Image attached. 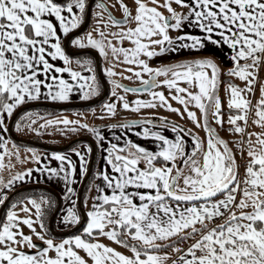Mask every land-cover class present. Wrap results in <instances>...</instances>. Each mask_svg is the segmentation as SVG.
Returning <instances> with one entry per match:
<instances>
[{"label":"snow or ice","instance_id":"obj_1","mask_svg":"<svg viewBox=\"0 0 264 264\" xmlns=\"http://www.w3.org/2000/svg\"><path fill=\"white\" fill-rule=\"evenodd\" d=\"M118 3L123 13L120 18L103 0H0V169L5 166L6 155L21 159L14 142L17 151L8 148L11 138L6 133L11 119L18 131L28 128L38 134L52 125L62 124L66 132L82 128L92 133L101 151L100 163L88 185L90 191L92 181H99L95 183L96 195L90 206L88 197L84 198L83 216L73 187L77 164L68 153L53 151L49 156L26 148L31 155L25 159L32 161L33 167L17 171L7 180L0 176V205L7 202L6 215L0 221V264H264V0ZM173 4L188 11L178 12ZM90 8L93 17L100 18L95 20L97 35L91 31L69 35L85 22ZM185 27L198 28L199 34L184 31ZM169 30L179 34L174 37ZM113 39L119 46L112 43ZM125 39L131 48L123 45ZM209 43L227 46L232 65L225 74L244 81L243 87L227 82L225 89L229 94L226 131L232 134V144L212 123L224 129L221 69L214 58L198 57L155 67L148 63L157 55L200 50ZM64 44L93 50L75 60L80 70L71 66L73 58ZM95 53L105 60L112 57L103 71L114 99H104L100 113L90 106L94 115L104 119L115 117L118 108L140 111L164 107L181 119L191 120L206 135L201 137L168 118L107 125L152 138L157 148L149 150L131 139L119 143L120 137L108 140L105 146L107 137L86 120L65 116L37 124L40 114L25 110V103L66 102L73 93L80 100L99 95L101 81L92 59ZM57 58L63 66L51 62ZM123 64L136 66L125 69L132 74L125 78L139 80V85L130 87L112 79L124 75L115 71ZM57 73H68L70 78ZM160 86H166L167 94ZM129 92L137 94L134 100L127 97ZM143 93L150 98H142L139 94ZM169 97L181 107H174ZM137 125H143L142 129L137 130ZM165 127L173 133L172 138L163 134ZM237 151L245 160L243 173ZM70 152L79 158V175L84 177L92 146L85 145L83 150L76 146ZM52 158L59 162L57 166L50 163ZM13 166L9 160L7 167ZM41 180L63 183L60 195L66 207L56 216L57 225H79L59 242L45 223V215L58 206V201L44 192L17 191L23 182L39 184ZM18 204L22 207L17 210ZM17 211L29 215L21 216ZM21 224L30 232L25 233ZM33 236L43 244L35 243ZM97 236L109 238L131 255L94 239ZM185 242L187 246L182 247Z\"/></svg>","mask_w":264,"mask_h":264},{"label":"rangeland","instance_id":"obj_2","mask_svg":"<svg viewBox=\"0 0 264 264\" xmlns=\"http://www.w3.org/2000/svg\"><path fill=\"white\" fill-rule=\"evenodd\" d=\"M106 1L108 2V6H110V4H111V8L114 10V12L116 13V15L118 17H121V15L123 13H122V10L120 9L118 0H106ZM147 2L149 4H151V0H147ZM125 3H128L129 5H131L132 0H125ZM113 5H114V7H113ZM174 7L178 8V9H181L180 7H178L176 5H174ZM97 11H100V10L97 9ZM115 13L113 14L114 16H116ZM96 19H100V18L99 17H95L94 19H92L90 21V26L87 29V31H91L92 32L93 36H96L97 35V33L95 31V28H96L95 20ZM105 19H106V16H105ZM126 26L127 25H125V27ZM101 27H103V26L101 25ZM169 31H170V35H172V36H175V34L177 32L176 30H169ZM105 35L107 36L108 33L106 32ZM112 43L115 44V45H117V46H119V42L116 41L115 39L112 40ZM122 43H123L124 46H126L128 48H131L132 47L130 41H128L127 39H125ZM153 47H158V46H155L154 45ZM71 48L74 49L76 47L70 46V49ZM196 53L199 54L200 52L198 50H196ZM68 54H70V53H68ZM166 56H171V54H167L166 53V54H163V55L154 56L151 59H148V63H149L150 66H153V67L158 66V65H162V64H167V62H166V60H167ZM198 57H206V56L200 54V55H196V56L192 57L191 59H195V58H198ZM72 58L73 59H72L71 66L73 68H77L78 66L75 63V60L77 58H80V57L79 56H72ZM141 58L147 59L144 56H141ZM111 59H112L111 55H109V57H108L107 60H105L104 58H102V62H100L101 72L104 73L103 70H104V68L106 66H109V61H111ZM186 59H190V58H186ZM170 61H171L170 63H174V59H171ZM220 66H221V64H220ZM128 67H136V66L135 65H130V64L117 65L116 68H115V71L116 72H119V73H124V75L114 76V77H112V79L119 80L122 84H126V85H128L130 87L131 86L139 85L140 84V81L139 80H130V79L125 78L126 76H131L132 75L129 72H125V69L128 68ZM94 70H95V62H94ZM97 75L99 76V73H97ZM144 75H145V77L147 76V74H144ZM224 75L227 76L225 74V72H224ZM230 77H232V76H230ZM234 77L235 76H233V78ZM159 78L160 79H163V76H161ZM236 80L238 82L237 85L243 87L240 84L241 83L244 84V81H242V80L239 81L237 78H236ZM160 87H162L163 90H164V92H165V94H167L168 89L166 88V86H160ZM226 87H227V82H224L223 80H220L219 79V96H220L221 102H222V109L228 108V103H227L228 100L227 99L229 98V94L225 91ZM111 88H112V86L108 82V91H109V93H108V96L106 97V99H109V98H113L114 99V97H110ZM117 91H122V90L121 89H117ZM126 95L129 98V100H134L135 99V96L137 94H134V93L129 92ZM139 95H141V97L144 98V99H149L150 98L147 93H143V94H139ZM249 97L251 98V93L249 94ZM168 99H169V102L172 103L174 107H181V105H179V103L177 101H175L174 99H172L171 97H169ZM87 100L90 101L91 98L90 99H87ZM101 102L98 103V104H95V105H91V106H94L95 107L96 113H100V111H101V108H100ZM72 104L73 103H68L66 105H72ZM50 105H52V104H50ZM44 107L45 106H37V107H34L33 109L30 108V110H31L32 113L40 114V118L39 119H37V117H35V116L33 117L34 119H37V124H39L42 120H47V119H50V118H53V119H63V117H65V116H67L69 120H76V119L86 120V122L90 126L91 125L98 126V125H103V124H110L112 122L126 121L125 119H116L114 121H110L109 119L111 117H107V116H105L104 119H100L97 115H94L91 111H89V107L88 108H65V109H57V108L53 107V108H55L53 110H51L52 108H44ZM189 107H191V105ZM163 110L164 111H167V109L164 108V107H156V108L146 107V108H142L140 111L122 110V109H119L118 108L117 111H118V114H119L118 117H123L124 114H128V113H132L133 112V113H139L141 115V117H138V119H140V118L142 119V118H147V117H150L151 118V116H153V115L156 116V114H154L155 112H157V113L158 112H163ZM79 113H83V115H79ZM46 114H49V115H46ZM170 114H174V117L177 116V118H179V120H182L183 123L180 122V121H176V122L182 124L183 126L187 127L188 129H191L194 132L198 133L199 136L204 137L206 135L205 132L202 129L197 128L193 124V122L191 120H189L187 118L181 119L175 112L170 113ZM198 115H199V113H198ZM165 118H168V117H165ZM227 118H228V114H223V119L225 121V124H224L225 127H228ZM168 119H170V118H168ZM132 120H136V119H132ZM171 120H174V119H171ZM212 123L217 128V132L219 133L220 136L222 135L225 138H229L233 142L232 134L228 133L226 130L223 131L219 127V125H216L215 121H212ZM69 127H71V125H69ZM100 130H102V133L104 131L106 133V127L102 128ZM31 132H33V131H31ZM84 132L85 133H90L89 131L84 130L82 128L79 129L76 132H71V131H67L66 132L64 130V125L60 124V125H52V126H50V128L47 129V130H45V131H43L42 134H38V133H35V132L30 133V135H27L26 134L25 135V138H31L32 141H30V145L29 146L27 145V147H30V148H36L35 146H32V145H35V143H37V142H35V140L41 141L42 142V145H44V146H48V147L55 146L54 148H61V147H64V146L72 143L73 141H76V140L80 139V137H79L80 134H82ZM36 135H38L39 137H36ZM68 138H70L69 141H68L69 143H66L67 142L66 140ZM185 138H187V136H185ZM12 140H13V142L15 144L18 145V143L16 141L17 140L16 138L12 137ZM76 146H79V143L76 144L75 147ZM38 149H40V148H38ZM237 159H238L239 162H241V157L239 156L238 151H237ZM50 163L53 166H57L54 161H50ZM29 164H30V167H33V162L32 161H29ZM78 172L79 171H78V168H77L76 174H75L76 175L77 182L73 185V187L77 190V201H76L77 207L80 210L81 215H83V213H84V198L86 196L88 197V205L90 206L92 204L91 199L94 196V192H93L92 188H91L90 191L88 190V185H89V182H88L86 189L83 190L82 196L79 199V192L81 190V187L83 185V181L85 180V178H83L81 182L80 181L78 182V179H79ZM13 174H15V173H10V169L6 168V166H5L3 168V172L1 174V176L5 180H7L10 177V175H13ZM34 175H38V174H34ZM30 182L31 183H28L30 185L22 186L17 191L18 192H22V194H23L24 191H27L28 192L30 189H33V188H42V189H45V190H51L53 192H56L58 195H60L61 194V191L63 189V183L61 181H58V180H53L51 182H45L44 180H41V182L39 184L35 183L34 181H30ZM60 199L62 200L61 209H63V208L66 207V204H65V201L63 200V198H62L61 195H60ZM80 203H81V205H80ZM3 206L4 205H0V210H1V208ZM21 207H22V205H19V204L16 206L17 210L20 209ZM29 207H31V205H29ZM6 211H7V208H6ZM6 211H5L4 217L6 215ZM33 213H34V209H33ZM17 214L18 215H21V216L29 215V213L20 212V211H17ZM59 214H61L60 211H59L58 215ZM4 217H3V219H4ZM21 227L23 228V231L25 233H29L30 232V230H29V228L27 226L21 224ZM47 227L49 229H51V232L55 234V237H56L57 242H59V239L61 237H65L67 235H70V233L73 232L76 229V227H79V225H77L76 227H73V228H64L63 226H58L57 225V220L55 219L54 224H53V227L51 228L50 221H49V225H47ZM36 230L37 231H40V228H39V225L38 224L36 225ZM32 238L35 241V243H37V244H43V242L40 241L37 237L33 236ZM94 239L101 241L105 245H110L111 247L116 248L117 250H119V251H121V252H123L125 254L131 255V252L128 249L122 247L119 244H116L115 242L111 241L107 237L97 236V237H94ZM77 250L80 251V254L82 256H86V254L82 250H79V249H77ZM25 251L34 252L36 250L35 249L25 248ZM50 254H53V253H50Z\"/></svg>","mask_w":264,"mask_h":264},{"label":"crops","instance_id":"obj_3","mask_svg":"<svg viewBox=\"0 0 264 264\" xmlns=\"http://www.w3.org/2000/svg\"><path fill=\"white\" fill-rule=\"evenodd\" d=\"M175 5V4H174ZM174 5H173V7H174ZM176 10L179 12V11H183V12H187L188 11V9L185 7V8H183V9H178V8H176ZM184 31H188V32H191V33H193V34H199V29L198 28H195V27H185L184 29H183ZM71 31V30H70ZM179 33H178V31L176 32V34H175V36H177ZM174 36V37H175ZM200 53L198 54V53H196V50H191V49H182L179 53H171V56H166V58H167V60H166V62L169 64L171 61V59H174V62L175 61H180V60H185L186 58H192V57H194V56H196V55H200V54H202V55H204V56H211L212 58H214L215 60H216V62H217V64L219 65V67H220V69H221V73H220V80H223L222 79V77H221V74L223 73L224 74V72H226V70L232 65V61L230 60V59H228L227 58V55H228V49H227V46H224L223 48H219V47H217V46H215V45H212V44H207L203 49H200V50H198ZM53 64H55V65H58V66H63V62L59 59V58H57L56 60H54V61H51ZM220 64H221V66H220ZM74 69H76V68H74ZM56 75H63L64 76V78L65 79H69L70 77H69V74L68 73H57ZM261 75H264V69H262L261 70ZM227 77L228 78H230V79H232L233 81H234V83L233 84H235V85H237V80H236V78L240 81V79L238 78V77H234L233 78V76L232 77H230L229 75H227ZM241 83V82H240ZM240 85H242L243 86V84L241 83ZM73 95V98L70 100V101H66V102H52V101H45V100H36V101H30V102H27V103H25L24 105H29V104H37V103H48V104H54V103H64L63 105H66V104H68V103H73V104H78L77 103V101H79L80 99H78L77 97H76V94L75 93H73L72 94ZM259 95V91H258V86H257V92H256V96H258ZM251 98H252V94H251ZM228 100V99H227ZM23 105V106H24ZM22 106V107H23ZM77 107V106H76ZM34 107H32V109H33ZM71 108H73V107H71ZM29 110H30V108H28ZM28 109H26V110H28ZM228 110V108H224V109H222V111H227ZM40 112V111H39ZM152 113V112H151ZM170 113H173L172 111H170V110H168L167 109V111H164L163 110V112H155L154 114H156V116H159V117H168V118H170V119H174L175 121H180V122H182V120H179V118H177V116L176 117H174V114H170ZM223 114H228V113H224V112H222ZM14 115H15V113H14ZM118 115L119 114H117L115 117H111L109 120L110 121H114V120H116V119H125L126 121H129L130 119L132 120V119H138V117H141V115L139 114V113H128V114H124V116L123 117H118ZM141 119V118H140ZM11 120H9L8 121V123L10 122ZM122 122V121H121ZM112 123H114V122H112ZM183 123V122H182ZM13 126H14V123H13ZM149 127H151V125H148ZM106 127V133H105V131L102 133L105 137H107V139L105 140V146H107V141L108 140H114V138H116V137H120L121 139L119 140V141H117V142H119V143H123L124 142V140L125 139H131L132 141H134L135 143H138V144H140V145H142V146H145L146 148H148L149 150H156V148H157V144L154 142V140L152 139V138H143V137H141V136H138V135H136V131H133V130H125V129H122V128H118V127H113V128H108L107 126H105ZM142 127H143V125H137L136 126V129L137 130H140V129H142ZM225 127V126H224ZM253 126H251V123H250V128H249V130H251V128H252ZM102 128H104V127H102ZM102 128H97L98 130H100V129H102ZM223 131H224V129H222ZM256 130L257 131H260V129L259 128H256ZM101 132H102V130H100ZM18 132V133H17ZM30 133H33V132H31V130L30 129H28V128H25L23 131H18L17 129H16V127L14 126V134L18 137V139L19 140H16L17 141V143H18V145L17 144H15L18 148H19V153H20V160H17V158H16V156L15 155H13V156H11V157H9V156H5L4 157V162H5V166H6V168H8L7 167V163H8V161L9 160H11V162H12V164L14 165L12 168H8V169H10V173H15V172H17V171H20V170H23L24 168H28V167H30V164H29V160H26L25 158L27 157V156H29V155H31L30 153H28V152H26V148H29V147H27V145L29 146L30 145V141H32L31 140V138H25V135L27 134V135H30ZM163 134H165V135H167V136H169L170 138H172L173 137V133L171 132V130L169 129V128H167V127H165L164 129H163ZM84 135H87V137L90 139V140H92L93 141V143H94V145H95V149H96V161H95V170H94V172L96 171V169H97V165H98V163H100V160H99V158H100V155H101V151H100V149H99V147H97V143H96V139L94 138V136L92 135V133L90 132V133H82V134H80V136L79 137H83ZM6 136H8V137H10L11 139L8 141V148L13 152V153H15L16 151H17V147H13V140H12V137H11V135H10V133H9V131L6 133ZM222 136V135H221ZM36 137H39L38 135H36ZM223 137V136H222ZM189 140H190V138L189 137H187ZM186 138V139H187ZM223 138H225V137H223ZM40 139V138H39ZM69 139L70 138H68L66 141V143H69L68 141H69ZM226 140H228L229 141V143L230 144H232L233 142H232V140L231 139H229V138H225ZM34 141V140H33ZM35 142H37V143H39V144H42V142L41 141H39V140H35ZM46 145V144H45ZM48 145V144H47ZM85 145H90L87 141H85V140H83L82 142H80L79 143V146L81 147V150H83L84 149V146ZM32 146H35L36 148V150H37V152H38V154H41V155H43V154H45V153H47V154H49V156H50V154H51V152H53V150H51V149H47V148H45V147H42V146H39V145H32ZM92 146V145H91ZM53 147H55V146H53ZM75 147V146H74ZM38 148H40V149H38ZM71 148H73V147H69V148H67V149H65V150H63V151H60V152H64V153H68V154H70L71 156H72V158H73V160L76 162V164H77V168H78V171H79V158L78 157H76V155H75V153L74 152H70V149ZM235 149V148H234ZM236 150V149H235ZM91 156H92V154H91ZM91 156H90V158L88 159V166H89V163H90V159H91ZM21 161H23V162H21ZM50 161H54L55 163H56V165H58V161H56L54 158H52ZM240 164H241V168H240V171H241V173H243L244 172V167H243V165L245 164V160L244 159H242L241 158V162H240ZM4 166V167H5ZM140 167H144V163H143V161H141L140 162V165H139ZM2 172H3V169H0V176H1V174H2ZM9 172V171H8ZM86 176V175H85ZM85 176L84 177H80V175H79V172H78V177H79V179H78V182L80 181H82V179L83 178H85ZM28 183H31L30 181H28V182H23V183H21L20 185H19V187L17 188V190L20 188V187H22V186H26V185H30V184H28ZM95 183H99V181L97 180V181H92V190H93V192H94V196L96 195V189H95ZM91 202H92V199H91ZM69 204L71 203V201H69L68 202ZM245 210H248V209H245ZM220 221L219 220H217V223H219ZM182 247H186V246H182Z\"/></svg>","mask_w":264,"mask_h":264},{"label":"water","instance_id":"obj_4","mask_svg":"<svg viewBox=\"0 0 264 264\" xmlns=\"http://www.w3.org/2000/svg\"><path fill=\"white\" fill-rule=\"evenodd\" d=\"M91 3V2H90ZM113 14V13H112ZM116 17V16H115ZM90 19H91V8L89 9V11H88V15H87V17H86V21H85V23H84V25H83V27L81 28V30H80V32H83L86 28H87V26L89 25V23H90ZM65 48H66V51L68 52V53H70V55H74V53L69 49V45H67V44H65ZM90 51H92V50H87L86 52H90ZM94 58H95V60H96V66H97V71H98V73H99V76H100V78L102 79V83H103V85H104V93L101 95V97L99 98V99H97L96 101H94L92 104H98L99 102H101V101H103L106 97H107V95H108V87H107V85H106V82L103 80V75H102V73H101V67H100V62H99V60H98V57H97V55L96 54H94ZM126 85V84H125ZM79 105H82V104H72V105H50V104H47V103H37V104H29V105H25V106H23V108L26 110V109H28V108H32V107H37V106H52V107H55V108H57V109H65V108H71V107H75V106H79ZM14 118H15V115H14ZM151 119H153V120H157V119H160V120H162V119H164V117H159V116H156V117H151ZM169 120H171V119H169ZM129 121H131V120H129ZM122 122H128V121H122ZM13 123H14V119H11V121L9 122V133H10V135L12 136V137H14V138H16L17 140H19L18 139V137H16L15 135H14V133H13ZM117 123H121V122H114V123H110V124H117ZM107 125H109V124H103V125H98V126H96V128H102V127H105V126H107ZM182 125V124H181ZM185 127V126H184ZM185 128H187V127H185ZM88 140V139H87ZM88 142L90 143V145H92V148H93V152H92V156H91V160H90V166H89V170H88V173H87V175H86V177H85V180L83 181V185H82V187H81V190H80V192H79V199H80V197L82 196V193H83V190H84V187H85V184H86V182H87V180L89 179V177H90V174H91V172H92V168H93V164H94V158H95V146H94V143L92 142V140H88ZM35 145H39V146H42V147H45V148H47V149H51V150H53V151H63V150H65V149H67L68 147H69V145H66V146H64V147H61V148H54V147H48V146H44V145H42V144H39V143H35ZM47 191H49L50 193H52L56 198H57V200H58V207H57V209H56V211L54 212V214H53V216L51 217V220H50V226H51V228L53 227V224H54V221H55V219H56V216L58 215V213H59V211H60V209H61V205H62V200L60 199V195H58L56 192H53V191H51V190H47ZM80 205H81V203H80ZM6 208H7V203L1 208V210H0V221L2 220V216H3V213H4V211L6 210ZM83 216V215H82ZM74 231H76V229L74 230ZM73 231V232H74ZM73 232H71V233H73ZM70 233V234H71Z\"/></svg>","mask_w":264,"mask_h":264},{"label":"flooded vegetation","instance_id":"obj_5","mask_svg":"<svg viewBox=\"0 0 264 264\" xmlns=\"http://www.w3.org/2000/svg\"><path fill=\"white\" fill-rule=\"evenodd\" d=\"M89 2H91V0H89ZM103 2L105 3V4H107L108 5V2L106 1V0H103ZM109 10L114 14L115 12H114V10L111 8V4H110V6H109ZM160 10L162 11V12H164V14L165 15H168V13H167V10L166 9H164V8H160ZM115 15H116V13H115ZM122 16V15H121ZM87 17V16H86ZM116 17L117 18H120V17H118L117 15H116ZM92 19H94V17H93V15H92V11H91V19H90V21L92 20ZM85 21H86V19H85ZM85 23V22H84ZM84 23H82L77 29H75V30H71L70 31V33H69V35H73V34H79V33H83V32H85V31H87V29H88V27L90 26V23H89V25L87 26V28L83 31V32H80V30H81V28L83 27V25H84ZM63 46H65V44L63 45ZM69 49H70V46H69ZM73 53H74V55H72V56H81L82 54H85V53H88V52H86L87 50H91V49H88V48H85V49H79V48H74V49H70ZM93 51V50H92ZM96 55H97V57H98V60H99V62H102V58L99 56V54L98 53H95ZM92 59L94 60V62H95V71H96V73H98V71H97V66H96V60H95V58H94V56L92 57ZM168 64V63H167ZM77 70H80L78 67L76 68ZM85 71H86V69H85ZM102 73V77H103V80L106 82V85H107V87H108V77L103 73V72H101ZM99 77V76H98ZM99 79H100V81H101V90H100V93H99V95H97V96H95V97H93V98H91V100L90 101H88V100H79V101H77V103L78 104H82V105H79V106H75V107H73V108H88V107H90L91 105H95V104H92L94 101H96L97 99H99L100 97H101V95L104 93V85H103V83H102V79L99 77ZM108 93H109V91H108ZM108 96V95H107ZM100 103V102H99ZM77 104V105H78ZM151 117H156L155 115H153V116H151ZM150 117H147V118H142V119H136V120H145V119H149ZM151 119V118H150ZM190 138V137H189ZM90 140L88 137H87V135H84L83 137H80V139H78V140H76V141H73L72 143H70V144H68L69 146L71 145V144H73V143H75V142H77V141H80V142H82L83 140H85V141H87L88 142V140ZM79 142V143H80ZM93 142V141H92ZM89 143V142H88ZM90 144V143H89ZM95 146V145H94ZM69 148V147H68ZM95 157H96V149H95ZM91 160V159H90ZM94 163H95V158H94ZM89 166H90V163H89ZM93 166H94V164H93ZM88 169H89V167H88ZM93 169V168H92ZM87 175V174H86ZM58 201V200H57Z\"/></svg>","mask_w":264,"mask_h":264},{"label":"trees","instance_id":"obj_6","mask_svg":"<svg viewBox=\"0 0 264 264\" xmlns=\"http://www.w3.org/2000/svg\"><path fill=\"white\" fill-rule=\"evenodd\" d=\"M221 77H222V79H223L224 82H231V83H234V81H233L232 79L228 78V77L225 76L224 74H222ZM105 99H106V98H105ZM63 104H64V103H54V104H52V105H63ZM24 106H25V105H24ZM44 108H52L51 110L55 109V108H53V107H51V106H50V107H49V106H45ZM222 112H224V113H228V110H227V111H222ZM14 126H15V122H14ZM14 126L12 127V128H13V133H14ZM226 129H227V127H224V131H225ZM79 142H80V141H77V142L71 144L69 147H74V146H75L76 144H78ZM95 161H96V157H95ZM94 170H95V163H94V166H93L92 172H91V174H90V177H89V179H88L87 182H86V185H85V187H84V190L86 189L88 182H90V181L92 180V175H93V173H94ZM30 190H31V191H30ZM30 190H29L28 192H32V193H35V194H39V193H41V192H44L45 194L52 196L53 199H56V200H57V198H56L52 193H50L49 191H47V190H45V189H42V188H33V189H30ZM57 207H58V206H57ZM57 207H56L54 210L48 212V213L45 215V223H46L47 225H49V221H50L51 217L53 216L54 212L56 211ZM5 211H6V210H5ZM5 211H4V213H3L2 220H3V217H4ZM2 220H1V221H2ZM74 232H75V231H74ZM74 232H73V233H74ZM73 233H71V234H73ZM182 246H187V242H185V244L182 245Z\"/></svg>","mask_w":264,"mask_h":264}]
</instances>
